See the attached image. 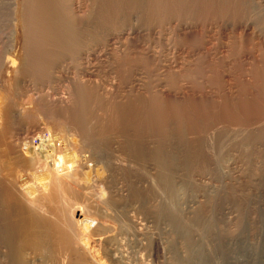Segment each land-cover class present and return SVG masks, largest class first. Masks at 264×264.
Listing matches in <instances>:
<instances>
[{
  "label": "rangeland",
  "instance_id": "rangeland-1",
  "mask_svg": "<svg viewBox=\"0 0 264 264\" xmlns=\"http://www.w3.org/2000/svg\"><path fill=\"white\" fill-rule=\"evenodd\" d=\"M95 3L89 6L83 24L73 25L72 29L67 30L71 33L70 38L80 43H97L111 29H119L128 21L137 20L141 27L151 31L153 37L149 35L144 38L155 54L148 69H154L157 64L159 66H155L157 69L152 72L143 69L131 49L129 52L132 53L127 55L124 62H119L116 56L111 59L103 57L100 62L92 61L93 64L91 62L96 73L94 81L107 88H112V85L121 88L115 91L117 96L112 103L100 96L97 98V95L92 97L89 93L85 95L89 96L87 100L83 97L85 93L80 96L85 98L81 99L85 103L81 106L84 107L83 114L87 108V117L83 118L87 123L113 124L120 129L93 136L97 139L100 137L102 143L120 139L128 142L132 182L129 180V170L124 171L122 182L127 184L129 180L128 185H132L135 181L137 191H140V179L149 170L147 167L152 166L151 163H156L158 172L164 173L163 185L153 183L143 196L138 194L134 197L157 196L159 193L166 198L167 194H163L170 184L182 187L185 195V205L181 204L183 211L180 214L178 211V216H168L175 219L171 220V223L174 222V226H171L173 232L177 230L175 228L181 231L174 233L175 240L178 233L183 241H194L201 259L197 264H259L264 253V0H97ZM186 23L194 25L190 37L172 33V26L179 29ZM55 49V59H59H53V65L63 66L65 62L73 71L75 63L72 62L73 66L70 60L72 49L69 52L65 49L67 53H64V48ZM171 61L177 62L175 66ZM121 64L128 68H139L138 74L125 87L121 85L126 81L119 67ZM41 73L33 78L38 88H35L36 91L42 90L39 94L46 89L40 96L46 93L56 97L67 96L63 86L67 81L63 76L55 71L53 75ZM29 75L22 76L19 82L30 80ZM131 86L138 87L139 92L133 89L130 93ZM40 87L44 89L40 90ZM147 87L151 92L146 93ZM35 93L38 95V92ZM142 93L145 96H140ZM24 99H21L22 105L31 109L30 98ZM70 102L67 104L73 105ZM144 147H149V152L142 149ZM226 158L234 162L229 166L228 174L222 176L217 171L218 164ZM208 173L215 185L212 193L204 190L202 184L207 181L203 182L198 177ZM165 179L170 183L167 187ZM193 198L199 201L189 209ZM145 214L138 212L134 219L143 223ZM156 215L154 223L150 224L153 227L149 229L151 233H154V228L157 230L156 222L160 217ZM178 241L183 243L180 239ZM172 245L175 247V243ZM124 249L131 263H175V260L170 261V255L174 253H159L155 257L150 247L146 251H134L131 246ZM184 263L189 264L186 261L181 264Z\"/></svg>",
  "mask_w": 264,
  "mask_h": 264
},
{
  "label": "bare ground",
  "instance_id": "bare-ground-1",
  "mask_svg": "<svg viewBox=\"0 0 264 264\" xmlns=\"http://www.w3.org/2000/svg\"><path fill=\"white\" fill-rule=\"evenodd\" d=\"M96 1L0 0V264H135L131 263L132 260L130 262L125 254L124 248L128 246L135 249L134 251H146L150 247L151 254L155 257L159 253H174L170 255L172 258L169 260H175V263L169 262L170 264H181L185 261L197 264L201 259L198 257L194 241H183L178 233L175 240L174 233L179 230L175 228L177 230L173 232L171 226H174V222L171 223V220L175 219L168 216L183 211L181 204L185 205V195L182 187L170 184L165 179V186L170 184L163 194H167L166 198L159 193V196L155 194L149 195L150 197H134L139 196L138 194L143 196L145 190H149L153 183L163 185L164 173L158 172L156 163H151L152 166L147 167L149 170L145 176L139 178L140 186L136 188L140 191H137L135 181L128 185L132 177L128 142L120 139L102 143L99 136V140L94 137L108 130L118 131L119 128L113 124H91L83 119L87 115V108L83 114L82 106L85 103L82 101L89 99L86 94H92V97L97 95V98L100 96L111 102L117 96L115 91L121 89L120 86L114 85L107 88L94 81L96 73L93 72L92 61L100 62L103 57L111 59L116 56L119 62H124L127 55L132 53L129 52L131 49L139 60L137 62L141 63L143 69H148V64H151L155 55L149 43L144 40L151 31L141 27L137 20L128 21L127 24L120 25L119 29H111L112 31L106 32L97 43H80L79 40L70 38L71 33L67 30L83 24L89 6L96 5ZM172 28V33L190 37L194 25L186 23L179 28L180 31L174 29V26ZM150 38L153 39L152 36ZM55 48H64V53H67L65 49L68 52L72 49L70 60L75 63V66L72 63L73 71L65 62V67L62 64L53 65V62L59 59H55ZM176 63L172 62L174 66ZM157 65L148 71H155ZM119 67L123 70L126 80L121 85L125 87L127 82L131 83L135 74H138L139 68H128L123 64ZM41 71L45 72L44 74L48 72V75L55 71L63 76L65 82L67 81H63L67 96L54 97L52 93L40 96L46 89L39 94L44 87L39 88L40 92L36 91V81H33V78L39 76ZM25 75L31 76L30 80L20 83L21 77ZM148 87L145 88L146 93L150 91ZM133 89L139 92L138 87H132L130 93ZM35 92H38V95ZM83 93L85 98L80 97ZM24 96L30 98L25 99L33 105L31 109L22 105L21 99L23 100ZM70 101L73 105L67 104ZM114 102L116 103V100ZM67 105L74 107H70V111ZM76 105L77 112L74 111ZM142 149L147 151L149 147ZM220 162L217 171L226 176L234 160L226 158ZM125 170L130 171V181L128 180L127 184L122 182ZM198 177L207 181L202 184L204 190L212 193L215 189L212 176L208 173ZM198 201L191 199L188 208L196 206ZM159 211H163L161 216L158 215ZM138 212L147 213L143 223L134 219ZM155 215L160 219L156 222L157 230L154 228V233H151L150 224L154 223ZM178 239L182 240L184 245L179 243ZM173 241L175 247H172ZM259 264H264V253Z\"/></svg>",
  "mask_w": 264,
  "mask_h": 264
}]
</instances>
